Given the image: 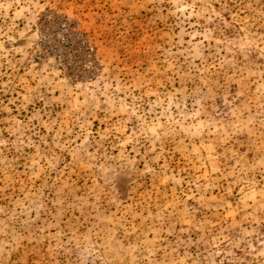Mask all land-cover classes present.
I'll return each mask as SVG.
<instances>
[{
	"label": "rangeland",
	"instance_id": "374dc122",
	"mask_svg": "<svg viewBox=\"0 0 264 264\" xmlns=\"http://www.w3.org/2000/svg\"><path fill=\"white\" fill-rule=\"evenodd\" d=\"M0 264H264V0H0Z\"/></svg>",
	"mask_w": 264,
	"mask_h": 264
},
{
	"label": "built area",
	"instance_id": "2783aa9c",
	"mask_svg": "<svg viewBox=\"0 0 264 264\" xmlns=\"http://www.w3.org/2000/svg\"><path fill=\"white\" fill-rule=\"evenodd\" d=\"M60 28H62L64 31H68L69 30V27H68V24L64 21L61 22V24L59 25ZM93 48L90 47V50H92Z\"/></svg>",
	"mask_w": 264,
	"mask_h": 264
},
{
	"label": "bare ground",
	"instance_id": "6f19581e",
	"mask_svg": "<svg viewBox=\"0 0 264 264\" xmlns=\"http://www.w3.org/2000/svg\"><path fill=\"white\" fill-rule=\"evenodd\" d=\"M13 41V40H12ZM9 46V45H8Z\"/></svg>",
	"mask_w": 264,
	"mask_h": 264
}]
</instances>
